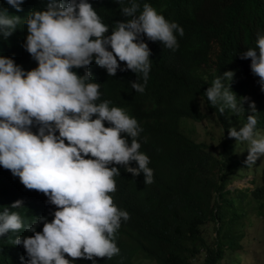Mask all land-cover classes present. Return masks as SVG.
I'll list each match as a JSON object with an SVG mask.
<instances>
[{"label":"clouds","instance_id":"1","mask_svg":"<svg viewBox=\"0 0 264 264\" xmlns=\"http://www.w3.org/2000/svg\"><path fill=\"white\" fill-rule=\"evenodd\" d=\"M103 2L116 5L111 22L98 6ZM153 6L138 0H0V173L15 189L0 195V252L16 264H95L120 254L117 237L130 211L115 199L114 178L121 168L150 185L154 173L141 120L103 94V77L127 73L132 89L143 93L154 51L179 48L182 24ZM12 38L21 55L7 47ZM246 49L242 64L206 84L198 99L202 116L189 118L205 116L201 105L220 125L218 112L242 114L225 131L242 155L241 170L258 168L256 183L264 165L255 98L264 104V25ZM234 75L248 91L238 89ZM189 138L217 155L221 138L216 144ZM31 195L49 208L51 220L37 215ZM240 204L232 208L240 212ZM252 206L258 214L257 202ZM220 210L227 227L220 236L229 238V222L238 231L241 215L229 219L224 203Z\"/></svg>","mask_w":264,"mask_h":264},{"label":"trees","instance_id":"2","mask_svg":"<svg viewBox=\"0 0 264 264\" xmlns=\"http://www.w3.org/2000/svg\"><path fill=\"white\" fill-rule=\"evenodd\" d=\"M138 1L150 2L179 21L184 35L178 38L177 50L154 51L143 93L132 89L127 73L103 77V94L141 120L145 136L143 149L149 155L154 182L145 185L141 174L134 177L118 167L120 175L114 178L115 199L122 210L130 211V219L117 237L120 254L99 259L95 264H138L144 259L154 260L155 264H193L190 258L200 247L206 253L199 264H216L225 245L231 249L241 247L240 234L230 222L229 238L220 236L224 222L222 203L229 205V219H235L241 211L232 207L240 204L241 192H249L257 202L264 233V165L259 181L255 183L254 177L251 179L252 187L222 190L234 173L242 169V155L233 142L235 139L229 138L225 131L231 123L242 119V114L217 113L224 129L216 156L203 143L194 142L182 132L179 121L185 116L201 117L198 99L204 95L206 84L223 69L242 64L240 54L253 42L257 28L264 25V0ZM98 6L108 22L118 15L114 4L103 2ZM7 43L10 50L21 55L15 38ZM234 76L238 89L248 91V86ZM255 98L259 101L258 122L264 127V104L258 95ZM206 106L210 109L209 104ZM128 140L130 143L131 138ZM201 168L209 174L204 175ZM186 190L188 195L184 194ZM13 192L9 178L0 173V195L8 197ZM29 198L38 216L53 218L45 204L32 195ZM214 203H217L215 211ZM208 219L217 223L212 243L206 240L202 229ZM233 262L238 264L237 259ZM0 264L16 263L2 251ZM73 264H93V261L77 259ZM230 264L233 263L230 261Z\"/></svg>","mask_w":264,"mask_h":264},{"label":"rangeland","instance_id":"3","mask_svg":"<svg viewBox=\"0 0 264 264\" xmlns=\"http://www.w3.org/2000/svg\"><path fill=\"white\" fill-rule=\"evenodd\" d=\"M155 9L157 10L156 6ZM201 110L205 113V116L202 119H192L189 117H182L179 121L180 129L186 133L192 139L205 141L206 143L216 144L223 134V129L216 117L209 113L204 105H201ZM129 113V110H127ZM264 160L260 161L263 163ZM251 165L246 169H243L239 172H236L231 178L229 185L227 187H246L252 186L250 182L253 175L258 177V168L255 171H252ZM202 169V168H201ZM203 170V169H202ZM204 175H208V171L203 170ZM226 186L222 187V190H226ZM185 195H188L186 190ZM217 203H219V197H217ZM250 198L249 193L243 194L241 200V211L243 212L241 216L236 220L238 226L236 227L240 234V243L241 247H236V249H231L227 245L224 246V250L221 256V259L217 261L216 264H234L233 259H237L238 264H264V233H263V221L260 216L256 213V206H252V202L247 204V199ZM214 203V211L216 210V204ZM208 219V222L203 224L202 229H205L204 236L206 240L210 243L213 242L215 235V224L212 220ZM227 229L225 225H222L220 229V235L222 232ZM211 235V236H210ZM240 245V244H239ZM203 250V253L201 252ZM199 252H201L199 254ZM199 252L190 258L193 264H199L202 260L203 255L206 253V249L200 247ZM198 254V255H197ZM197 255V256H196ZM232 259V260H231ZM155 262L149 259H144L138 264H154Z\"/></svg>","mask_w":264,"mask_h":264}]
</instances>
